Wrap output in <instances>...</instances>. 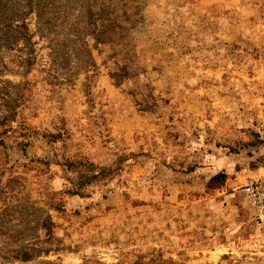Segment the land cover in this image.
Instances as JSON below:
<instances>
[{
	"label": "rangeland",
	"instance_id": "obj_1",
	"mask_svg": "<svg viewBox=\"0 0 264 264\" xmlns=\"http://www.w3.org/2000/svg\"><path fill=\"white\" fill-rule=\"evenodd\" d=\"M264 0H0V264H264Z\"/></svg>",
	"mask_w": 264,
	"mask_h": 264
},
{
	"label": "built area",
	"instance_id": "obj_2",
	"mask_svg": "<svg viewBox=\"0 0 264 264\" xmlns=\"http://www.w3.org/2000/svg\"><path fill=\"white\" fill-rule=\"evenodd\" d=\"M242 192L254 209L256 222L264 226V175L249 179L243 185Z\"/></svg>",
	"mask_w": 264,
	"mask_h": 264
}]
</instances>
